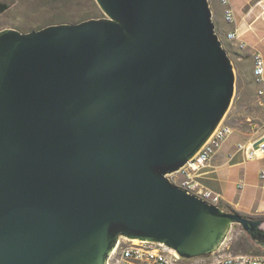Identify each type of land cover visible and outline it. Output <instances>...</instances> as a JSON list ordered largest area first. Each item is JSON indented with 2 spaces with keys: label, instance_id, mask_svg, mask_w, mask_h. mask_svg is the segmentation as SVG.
Listing matches in <instances>:
<instances>
[{
  "label": "water",
  "instance_id": "95a60500",
  "mask_svg": "<svg viewBox=\"0 0 264 264\" xmlns=\"http://www.w3.org/2000/svg\"><path fill=\"white\" fill-rule=\"evenodd\" d=\"M96 2L0 30V264H106L122 236L206 256L235 224L264 245L263 220L170 177L235 93L209 0Z\"/></svg>",
  "mask_w": 264,
  "mask_h": 264
},
{
  "label": "rangeland",
  "instance_id": "374dc122",
  "mask_svg": "<svg viewBox=\"0 0 264 264\" xmlns=\"http://www.w3.org/2000/svg\"><path fill=\"white\" fill-rule=\"evenodd\" d=\"M10 3V7L0 14V30L3 28H16L21 31H29L44 27L49 24L61 21L74 22L90 16L94 13V0H5ZM256 0H251L250 3ZM213 11V20L217 31L234 64L236 74L235 93L231 106L226 113L225 119L233 126L250 127L252 123L260 121L264 116V104H259L256 84L258 83L254 75L253 52L254 47L239 48L238 41H231L226 33L230 28H236L228 24L223 16V7L219 0H209ZM250 3L244 7H238L239 13L250 8ZM97 13L100 17L105 14L99 7ZM234 26V27H233ZM231 28V29H232ZM251 51L248 52V49ZM264 103V101H263ZM250 118L247 120V118ZM261 122V121H260ZM258 124V123H257ZM260 123L259 126H261ZM178 182L179 176H173ZM255 219L263 220L261 227L264 228V215L253 216ZM248 235L255 245V248L247 251L242 249L240 242H243L244 235ZM226 242L234 253H251L264 255V245L253 241L251 235L247 233L242 225L235 224L228 235Z\"/></svg>",
  "mask_w": 264,
  "mask_h": 264
},
{
  "label": "built area",
  "instance_id": "2783aa9c",
  "mask_svg": "<svg viewBox=\"0 0 264 264\" xmlns=\"http://www.w3.org/2000/svg\"><path fill=\"white\" fill-rule=\"evenodd\" d=\"M223 7V16L228 24L236 22V13L231 0H219ZM226 36L231 41H238L241 49L247 47V43L239 39L237 28L227 31ZM253 72L258 81L264 76V57L258 50L253 52ZM262 93V91H260ZM234 132V127L224 119L216 127L212 135L198 152L177 172L170 175L171 179L185 188L189 193L198 195L212 204L219 205L222 202L220 193L210 189L199 180L200 170L207 166L216 152L221 148L227 138ZM264 136V133L248 142H239L237 151H244L247 159L264 156V140L255 143ZM233 154L230 155L232 157ZM180 175L177 182L175 174ZM264 178V170L261 171ZM106 264H264V255L251 253H234L230 245L225 242L218 250L206 256L186 258L171 246H164L160 241L137 239V245H130L129 238L120 237L111 251Z\"/></svg>",
  "mask_w": 264,
  "mask_h": 264
},
{
  "label": "crops",
  "instance_id": "0c3cea01",
  "mask_svg": "<svg viewBox=\"0 0 264 264\" xmlns=\"http://www.w3.org/2000/svg\"><path fill=\"white\" fill-rule=\"evenodd\" d=\"M231 1L236 13V22L232 25L237 26L239 39L245 41L247 47L260 51L264 57V0L253 3H250L251 0ZM248 3L251 7L239 13L238 7ZM250 51L251 48L248 49ZM256 89L258 102L263 105L264 76L256 84ZM260 121L252 123L251 128L232 125L234 132L198 176L202 184L221 194L223 205L253 216L264 215V178L260 176L264 170V156L247 159L244 151H237V144L260 137L264 133V116ZM176 175L179 176L178 173Z\"/></svg>",
  "mask_w": 264,
  "mask_h": 264
},
{
  "label": "trees",
  "instance_id": "16d2710c",
  "mask_svg": "<svg viewBox=\"0 0 264 264\" xmlns=\"http://www.w3.org/2000/svg\"><path fill=\"white\" fill-rule=\"evenodd\" d=\"M9 7H10V3L9 2H7L5 0H0V14H2L4 11H6ZM93 8H94V13L93 14H91L90 16H87L85 18H82V19H80L78 21H74V22H80V21L85 20V19L100 17L98 15V13H97V9H99V5L97 4L96 0H94ZM63 22H66V21H61L59 23H63ZM37 29H39V28H37ZM220 206L222 208H224L225 210H227V211L239 212V211L231 208L228 205H223L222 203L220 204ZM239 213H241V212H239ZM242 214L247 216V217L254 218L253 215H247V214H244V213H242ZM240 245L242 246V249L245 250V251H247L249 249H252V248H255V245L253 244V242L250 240V238L246 234L243 237V242H240Z\"/></svg>",
  "mask_w": 264,
  "mask_h": 264
},
{
  "label": "bare ground",
  "instance_id": "6f19581e",
  "mask_svg": "<svg viewBox=\"0 0 264 264\" xmlns=\"http://www.w3.org/2000/svg\"><path fill=\"white\" fill-rule=\"evenodd\" d=\"M129 243H130V245H137V239H130L129 238ZM160 243L164 244V246H169L168 244H166L164 242H160Z\"/></svg>",
  "mask_w": 264,
  "mask_h": 264
}]
</instances>
